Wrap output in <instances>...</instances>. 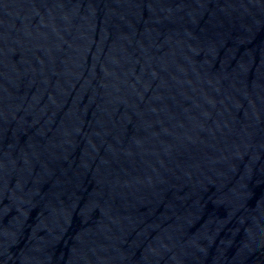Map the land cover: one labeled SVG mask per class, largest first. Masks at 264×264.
<instances>
[{
	"label": "water",
	"instance_id": "1",
	"mask_svg": "<svg viewBox=\"0 0 264 264\" xmlns=\"http://www.w3.org/2000/svg\"><path fill=\"white\" fill-rule=\"evenodd\" d=\"M0 264H264V0H0Z\"/></svg>",
	"mask_w": 264,
	"mask_h": 264
}]
</instances>
